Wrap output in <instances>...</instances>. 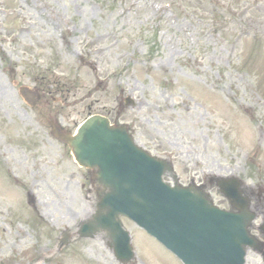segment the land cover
<instances>
[{"label":"rangeland","instance_id":"obj_1","mask_svg":"<svg viewBox=\"0 0 264 264\" xmlns=\"http://www.w3.org/2000/svg\"><path fill=\"white\" fill-rule=\"evenodd\" d=\"M21 86L41 92L34 108ZM95 114L171 161L183 186L206 184L221 209L208 179H240L259 223L264 0H0V264H119L100 238L56 247L89 216L91 195L49 121L74 132ZM122 222L131 264H179Z\"/></svg>","mask_w":264,"mask_h":264},{"label":"water","instance_id":"obj_2","mask_svg":"<svg viewBox=\"0 0 264 264\" xmlns=\"http://www.w3.org/2000/svg\"><path fill=\"white\" fill-rule=\"evenodd\" d=\"M19 94L31 107L39 100V94L26 87L19 88ZM51 134L90 174L94 213L80 223L75 237L100 236L119 263L134 258L121 217L154 237L183 264H245L247 251L262 246L249 232L256 215L242 196L240 180L209 179L229 203L230 210L224 211L213 205L204 186L181 187L172 164L137 146L125 126L93 116L74 135L51 123ZM62 236L60 247L70 242L68 232Z\"/></svg>","mask_w":264,"mask_h":264},{"label":"flooded vegetation","instance_id":"obj_3","mask_svg":"<svg viewBox=\"0 0 264 264\" xmlns=\"http://www.w3.org/2000/svg\"><path fill=\"white\" fill-rule=\"evenodd\" d=\"M251 256L254 258V259H257L259 262H258V264H264L263 263V260H262V256H261V254H256V253H254V254H251ZM251 264H257V262H253V263H251Z\"/></svg>","mask_w":264,"mask_h":264},{"label":"bare ground","instance_id":"obj_4","mask_svg":"<svg viewBox=\"0 0 264 264\" xmlns=\"http://www.w3.org/2000/svg\"><path fill=\"white\" fill-rule=\"evenodd\" d=\"M37 212L39 213V211L37 210ZM40 214V213H39Z\"/></svg>","mask_w":264,"mask_h":264}]
</instances>
